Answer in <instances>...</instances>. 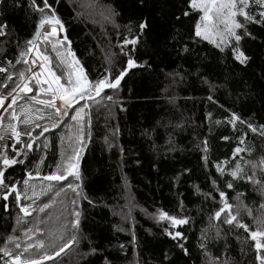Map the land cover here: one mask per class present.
Masks as SVG:
<instances>
[{
    "label": "trees",
    "instance_id": "16d2710c",
    "mask_svg": "<svg viewBox=\"0 0 264 264\" xmlns=\"http://www.w3.org/2000/svg\"><path fill=\"white\" fill-rule=\"evenodd\" d=\"M21 3L24 6L17 7ZM108 9L118 15L105 19ZM183 11H190L187 0H61L58 14L65 23L71 51L90 80L97 79L107 67L109 52L117 54V68L124 65L126 57L119 55L118 45L125 36L139 34L138 25L145 20L148 27L140 34L135 58L147 65L131 69L119 88L106 90L99 103L89 102L90 125L85 122V147L79 158V195L67 187L69 176L62 183L49 182L46 193L32 202L30 216L21 215L15 200L8 201L5 211V201L0 199V247L15 251L14 243H5L11 236L22 251L24 241L34 238L39 229L45 235L42 240L47 238L48 245L52 244L46 255L57 252L72 236L75 209L80 212L76 242L69 251L44 264H105V259L111 264H211L217 256L228 264H258L248 234L239 228L229 230L222 223L224 213L219 220L213 219L222 204L212 181L225 191L233 214L238 213L240 221L255 230L257 220L264 217V136L259 131L264 125V29L250 26L256 38L241 41L251 57L245 66L233 59L230 48L221 53L208 41L197 38L194 42L191 33L198 17H184ZM5 21L9 35L0 37V67L16 73L12 81L0 73V93L6 95L18 81L19 71L30 68L23 61L16 64V57L34 34L39 14L33 13L25 0H0V22ZM52 43L41 40L38 47L49 57L47 66L65 82L70 69L57 57V51L63 54V46L54 50ZM184 44H188L187 53L179 52ZM198 72L216 86L211 93ZM29 86L33 92L24 101L29 102L34 95L37 99L46 97L38 94L34 81ZM210 94L212 100L207 98ZM68 111L72 113V109ZM233 112L245 123H226ZM209 113L211 119L207 118ZM3 115L7 123L9 114ZM249 121L257 128L255 133L247 128ZM77 132L76 122L65 116L57 129L45 133L47 149L41 137L40 147L28 153L25 164L14 166L6 175L20 186L28 172L49 175L56 170L67 141L79 146ZM205 140L207 153L202 145ZM5 143L10 145L11 140ZM237 147L242 151L234 156ZM237 162L253 180L238 179L227 189L225 184L231 177L220 176L215 166L230 170ZM177 176L178 181L174 179ZM209 192L214 198L201 194ZM44 204L49 207L39 211ZM161 209L190 218L187 225L176 229L187 237L184 244L189 255L165 234L168 223L154 218ZM27 229L32 231L26 236ZM202 233L208 237L207 254L200 248ZM92 248L96 252H91Z\"/></svg>",
    "mask_w": 264,
    "mask_h": 264
},
{
    "label": "snow or ice",
    "instance_id": "6c2138e0",
    "mask_svg": "<svg viewBox=\"0 0 264 264\" xmlns=\"http://www.w3.org/2000/svg\"><path fill=\"white\" fill-rule=\"evenodd\" d=\"M61 0H25L27 7L32 10L33 13L39 14V21L35 24V32L30 39L25 41L22 50L16 57V64H20L23 61L25 66H28L30 61L35 67L41 69L40 72L33 70V68L26 67L25 70L19 71L18 81L15 82V86L11 88V91H7V94L0 93V199L5 201L4 208L5 211L8 210L9 197L11 195L15 196V201L20 204L22 195H25L29 188V179L23 181V192L19 188V181L13 182L6 173L8 170L12 169L14 166L23 165L27 159L28 153L35 148L40 147V138L43 137V147L47 149L49 141L45 136L52 129H57L60 126V122L65 116H70L72 121H75L78 125V132L75 137V141L78 143L79 147L73 149V153L70 155H62V159L57 164L55 171H52L49 175L43 177L47 181H64L67 177H74L76 180H81V174L79 172V158L81 155V150L85 147V132L84 126L85 122L90 125V114L88 109L90 108V103H99V99H104L102 94L106 89L117 90L121 84L122 79L128 74L131 69L137 67H145V64H139L135 58V51L137 45L140 41V34L148 27L147 21H142L138 25L137 35L125 36L124 39L118 45L119 55L126 57V61L122 67L117 68L116 63H118V57L116 53L109 52L105 59L107 61V67L95 80H90L88 75L85 73L84 68L80 65L79 60L75 58L74 53H72L70 44L71 42L67 37V30L65 28V23L61 16L58 14V6ZM24 4H18L17 7H23ZM187 8L190 11H183L182 15L184 17H189L190 14H194L198 17L192 29V40L195 42L197 38L202 41H208L213 44L221 53L225 51L226 48L231 49L232 57L235 61L239 62L241 65H247L251 57L246 54V50L242 49L241 41L244 38L255 39L256 37L252 35L249 31V27L255 25L261 29H264V0H187ZM255 8V11H253ZM118 13L114 9H108V15L105 19H111L117 16ZM177 20L180 19L179 16L176 17ZM131 32V29H129ZM58 33H64L63 37H59ZM9 35V26L7 22H0V37H7ZM43 40L45 43H52L53 49H57V46L68 45V51L66 55H62L60 51H57V57L60 58L61 64H66L71 69L67 73V79L65 82H61V76L56 75L51 68L47 67L49 62V57L43 55L38 47V42ZM125 49H128L127 51ZM179 52L187 53L189 52L188 44H184ZM35 53L36 58H32L31 54ZM67 57H71V63H69ZM37 59L43 61V63L37 64ZM8 65L12 64V61H7ZM47 73L45 79L41 80V76ZM0 73H6L7 80L12 81L13 75L8 71V68L0 67ZM173 75H179V73H174ZM201 79V83L208 85L209 92L211 93L215 89V85L204 77L201 73H197ZM35 82V85L39 93L46 94L48 99H37V96H32L30 98L31 102L35 104L42 105L47 109H51L54 115L50 117L51 124L49 126H44L38 135H34V129L21 131L19 129V123H23L25 126H31L36 117L33 108L30 103L20 104L19 112L16 110V106L20 100H27V94L33 92V88L30 87L31 82ZM46 85V87H45ZM10 86V85H9ZM208 100H212L213 97L210 94ZM107 100L111 101L112 97L107 96ZM59 101V104L57 103ZM75 105V108L73 106ZM72 109V113L68 111ZM4 113H8V123L4 124ZM207 118L211 119V113L207 114ZM40 119H45L41 116ZM217 124L221 123L216 121ZM226 123L235 126L236 123H245L236 113H231L230 117L226 120ZM246 126L253 133L257 131V128L249 121L246 122ZM35 128L40 129V123H35ZM260 135L264 136V125L259 126ZM90 135V133H89ZM27 137L25 141L23 138ZM222 139L227 140L228 137H222ZM6 140H11V144L5 143ZM203 151L207 153L208 146L207 140L202 142ZM123 151V150H121ZM242 149L237 147L234 150L233 155L241 152ZM207 161V156L203 157ZM139 163V161H137ZM245 164L250 162L245 161ZM264 165V160L261 161ZM252 168L255 169L256 165L252 163ZM216 171L220 176H229V180L225 184V188H233V183L241 178H247L252 181L253 177L251 175H246L244 168L241 166L240 162H237L234 167L225 168L217 164ZM185 172L190 170L184 169ZM39 175V173H37ZM27 176L32 177V173L28 172ZM179 180V176L174 178ZM254 183H259L258 181H253ZM213 187L215 191L218 192L222 206L219 210L215 211L213 219L219 220L221 214H225V218L222 223L229 227V230L239 228L243 229L245 233L248 234V239L253 242V247L256 251V261L258 264H264V217L257 220V226L255 230H251L249 226L240 221L238 213L233 214V205L228 203L226 199V193L220 190L217 186V181L213 180ZM264 186V185H262ZM74 193L79 195L78 189L79 185H74L69 183L67 185ZM197 193H200V188L194 185ZM205 198H214L213 193H201ZM85 199L87 197H84ZM25 199H27L25 195ZM239 199V196L237 197ZM91 202V201H89ZM181 207L183 202L181 201ZM75 204V201H73ZM48 204H44L40 207L39 211L43 212L48 208ZM31 205L23 204L20 206L19 211L23 213L24 216L30 215ZM250 214V213H249ZM74 217L71 220V226L73 232L78 229L80 224V212L75 209L72 212ZM154 218L160 222H167L169 227L165 228V234L168 235L172 240L176 241V246L184 253V255H189V249L185 247L184 242L187 241V237L182 231L176 230L181 225H187L190 218L188 216H177L171 215L167 211L158 210L154 214ZM18 219V223L20 222ZM39 229H37L38 231ZM31 229H27L25 235L31 232ZM204 237L200 242L201 250L205 251L207 254L206 243L208 237L206 234L202 233ZM220 237V229L217 228L216 238ZM29 241L31 237H28ZM63 240V238H61ZM77 240L76 235H72L67 242H63L62 247H59V251L55 252V255H59L64 252L70 245H73ZM11 241L14 243L15 251L11 250L7 246L0 247V260H3V264H42L44 260H51L52 257L48 255H43L40 259L32 258L27 255L30 248L33 247L31 242L23 245V250L21 251V244L17 242L16 239L9 236L6 244ZM133 241H135V236L133 235ZM36 247L43 248L44 242L39 241ZM123 248V245L120 246ZM91 252H96L95 248L91 249ZM87 255V254H85ZM165 259L167 256L165 255ZM105 264H111L110 261L105 259ZM211 264H228L226 260H221L217 256L211 261Z\"/></svg>",
    "mask_w": 264,
    "mask_h": 264
},
{
    "label": "rangeland",
    "instance_id": "374dc122",
    "mask_svg": "<svg viewBox=\"0 0 264 264\" xmlns=\"http://www.w3.org/2000/svg\"><path fill=\"white\" fill-rule=\"evenodd\" d=\"M63 35H64V33H58V36L59 37H63ZM67 51H68V48H64V46H63V50H62V52H63V54L62 55H66V53H67ZM31 56H32V58H36L35 57V53H33V54H31ZM67 59H68V61H69V63H71V60H72V58L71 57H67ZM39 63H43V61H40L39 59H37V64H39ZM65 65V64H64ZM29 66H30V68H33V70H35V71H37V72H40L41 71V69L39 68V67H35V66H33L32 64H31V61H30V63H29ZM48 67V66H47ZM70 69V68H69ZM71 70V69H70ZM46 76H47V73L45 72L42 76H41V80H43V79H45L46 78ZM61 82H62V80H61ZM45 87H46V85H45ZM43 96H46V97H44V98H40V99H48L49 97L46 95V94H43V93H41ZM24 103H30V106L33 108V110H34V114H35V117H36V119H35V121H34V123L31 125V126H25L23 123H19V129L21 130V131H25V130H32V129H34V135H35V133L37 132V131H40L44 126H49L50 127V124H51V119H50V117L51 116H53L54 115V112H53V110H51V109H47V108H45L44 106H42V105H38V104H35L34 102H31V101H24V100H22V101H19V103L17 104V106H16V110H17V112H19V106H20V104H24ZM57 103L59 104V101H57ZM41 116H44L45 117V119H40V117ZM63 121V120H62ZM8 123V122H7ZM7 123H4L5 125L7 124ZM35 123H40V125H41V128L40 129H36L35 128ZM61 123V122H60ZM78 126V125H77ZM65 138L66 139H68V138H70L69 136H65ZM27 139V138H26ZM26 139H25V137H24V140L26 141ZM79 146H75L74 147V145L71 143V141H67L65 144H64V146L61 148L62 149V153H61V155H60V158H59V161H57V162H60L61 161V159H62V155H70V154H72L73 153V149L74 148H78ZM32 175H37V173H35V174H32ZM39 175H41L40 173H39ZM69 183H72V184H74V185H78V183H79V180H76L74 177H71L70 178V180H69V182H68V184ZM50 183L49 182H47V181H44V180H32V179H29V185H30V188H29V190H28V192L25 194L26 195V197H27V199H25V195H22V204H29V205H31V208H30V212H33L34 211V208L32 207V202H34V201H37L44 193H46V191L50 188V185H49ZM23 188H24V185H23V182H22V184H21V191L23 192ZM71 190V189H70ZM72 191V190H71ZM73 192V191H72ZM78 192H79V189H78ZM76 194V193H75ZM37 199V200H36ZM128 208H129V206H126V210H128ZM22 215V214H21ZM126 216V215H125ZM124 219H126L125 217H124ZM53 223H54V225H56V222L53 220ZM72 227V226H71ZM76 234V230H75V232H73V229H72V235H75ZM43 236H45L44 234H42V233H39V231H37V233L35 234V237L34 238H31L30 239V241L28 240V241H24V243L26 242V243H29V242H31V244L33 245V247L32 248H30L29 249V251H28V253H27V255H29V256H31L32 258H38V259H40L39 257H41V256H43V255H46V253H48L49 251H50V248H52V247H50V246H52V244H50V245H48V243H47V238H46V242H44L43 240H42V237ZM39 241H43L44 242V247L43 248H38V247H36V244L39 242ZM25 243V244H26ZM53 248H54V245H53ZM69 251V250H68ZM64 253H66V252H64ZM63 253V254H64ZM51 255V254H50ZM49 256V255H48Z\"/></svg>",
    "mask_w": 264,
    "mask_h": 264
},
{
    "label": "water",
    "instance_id": "95a60500",
    "mask_svg": "<svg viewBox=\"0 0 264 264\" xmlns=\"http://www.w3.org/2000/svg\"><path fill=\"white\" fill-rule=\"evenodd\" d=\"M122 82V81H121ZM106 90H108V89H106ZM105 90V91H106ZM45 176H47V175H32V177L30 178V179H32V180H44V181H47V180H45V179H43V177H45ZM67 179V178H66ZM65 181V180H64ZM64 181H47V182H64ZM8 203V202H7ZM5 204V203H4ZM31 213V212H30ZM21 214H23V213H21ZM31 215V214H30ZM30 215H28V216H30ZM24 216V215H23ZM72 245H70L67 249H65L64 250V252H66L67 250H69V248L71 247ZM59 251V250H58ZM57 251V252H58ZM64 252H62V253H60L59 255H55L54 253L53 254H51V255H49V256H51L52 257V259L51 260H44V261H42V264H44V263H47V262H50V261H53V260H55V259H57L58 257H60Z\"/></svg>",
    "mask_w": 264,
    "mask_h": 264
},
{
    "label": "flooded vegetation",
    "instance_id": "af4514ba",
    "mask_svg": "<svg viewBox=\"0 0 264 264\" xmlns=\"http://www.w3.org/2000/svg\"><path fill=\"white\" fill-rule=\"evenodd\" d=\"M24 139V138H23ZM27 179H30L29 177L27 178ZM19 188L21 189V186L19 185ZM13 201L14 202V200H15V196L14 195H11L10 197H9V201ZM21 202H22V198H21ZM15 204H17L16 202H15ZM17 206H18V208H20V206H22L21 205V203L20 204H17ZM22 216H23V214H22Z\"/></svg>",
    "mask_w": 264,
    "mask_h": 264
}]
</instances>
